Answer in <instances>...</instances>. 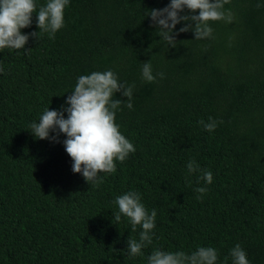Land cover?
Masks as SVG:
<instances>
[{"label":"trees","instance_id":"16d2710c","mask_svg":"<svg viewBox=\"0 0 264 264\" xmlns=\"http://www.w3.org/2000/svg\"><path fill=\"white\" fill-rule=\"evenodd\" d=\"M169 2L70 0L55 39L30 38L29 54L0 52V264H147L154 248L199 246L232 264L236 244L250 264H264V0H231L232 24L211 23L210 39L180 33L176 48L145 16ZM35 21L22 32L38 31ZM150 59L164 73L154 83L141 79ZM109 69L135 84L133 109L122 104L116 123L136 151L88 184L72 172L63 134L61 143L38 140L29 125L59 110L80 75ZM209 117L223 120L211 133L199 124ZM192 159L211 184L188 175ZM205 186L198 200L194 189ZM128 191L157 211L153 244L135 258L126 241L141 229L114 220V198Z\"/></svg>","mask_w":264,"mask_h":264},{"label":"clouds","instance_id":"9594fccd","mask_svg":"<svg viewBox=\"0 0 264 264\" xmlns=\"http://www.w3.org/2000/svg\"><path fill=\"white\" fill-rule=\"evenodd\" d=\"M231 0H170L163 8L146 9L145 16L151 20V27L158 30V36L167 48H176V37L180 33L193 32L195 40L213 38V22L232 24L235 14L225 5ZM70 0H45L37 5V0H0V52L5 49L24 50L29 54L32 48H26L29 39L39 41L42 34L55 39L56 33L65 26L64 13ZM257 7H264L258 3ZM198 13V14H197ZM36 17L38 31L23 33L22 29L32 26L33 16ZM183 24L177 30V25ZM231 40V37L229 38ZM231 46V45H229ZM4 72L0 61V73ZM164 78L163 72L153 73L151 59L142 63L141 79L154 83ZM135 84L120 82L112 70L94 71L80 75L59 110L45 108L38 122L29 125L30 133L38 140H49L61 143L65 152L72 159V172L81 174L88 184H100L102 175L113 174L117 170V162L123 163L130 154L135 153L134 144L120 131L116 123V113L123 104L133 109V91ZM119 93L127 99H114ZM66 114V115H65ZM223 120L208 118V122L200 120L204 130L214 132ZM188 175L200 172L198 177L205 184H211V171L201 169L192 159L187 165ZM187 179V177H186ZM190 183V182H189ZM199 195L198 200L208 192V188L194 189ZM113 203L118 211L114 213L115 222L124 217L131 225L132 232L139 227L138 239L129 237L126 241L130 258L143 256V249L153 244L156 227L157 211L151 212L142 203L139 192L128 191L114 198ZM116 225V224H115ZM218 251L211 246H199L194 251H166L154 248L147 256V264H218ZM232 264H250L246 251L240 244L230 249Z\"/></svg>","mask_w":264,"mask_h":264}]
</instances>
